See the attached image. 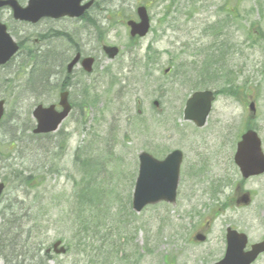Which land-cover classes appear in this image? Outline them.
<instances>
[{
  "label": "rangeland",
  "instance_id": "374dc122",
  "mask_svg": "<svg viewBox=\"0 0 264 264\" xmlns=\"http://www.w3.org/2000/svg\"><path fill=\"white\" fill-rule=\"evenodd\" d=\"M122 3L114 0L108 5L112 12L104 23L108 33L92 40L91 50L97 56L94 74L72 76V114L52 135H32L31 112L37 105L57 103L54 87L60 79L50 78V88L44 91L26 76L35 61H17L0 69V99L6 101V117L0 125V182L6 187L0 201V264H196L202 257L205 264L219 257L227 226L237 227L252 242L263 236L264 177L246 185L255 195L250 208L236 211L230 203L234 183L229 180L235 170L229 149L239 131L234 125L227 128L229 118L234 114L238 118L237 109H226L230 97L219 96L202 129L183 120L182 112L195 89H235L244 78H251L263 93L264 104V0ZM141 3L148 5L151 32L131 49L123 22L133 18L135 6ZM215 22L223 23L222 39L228 43L220 50L225 77L232 80V84L227 80V88L218 75L209 79L199 66L188 65L194 54L215 55L212 40L218 36L206 29ZM248 30L254 44L245 43L243 51L240 46ZM97 41L118 47L119 57L109 61L102 56ZM198 41L203 47L195 46ZM148 46L156 53V61L149 65L143 59ZM166 69H170L167 74ZM220 69L216 66L208 72L212 75ZM108 70L111 74L106 75ZM115 79L122 81L121 86H115ZM83 84L89 88L85 94ZM139 99L140 117L135 110ZM155 100L163 108L161 115L152 107ZM175 149L184 152L176 205L158 204L136 214L131 210V194L139 153L161 159ZM205 163L208 178L197 180L192 170ZM32 174L34 187L22 186ZM208 180L224 186L220 202L225 200L229 207H223L221 215L205 193ZM11 214L17 221L8 225L5 218ZM79 223L87 228L85 239ZM201 226L207 228L208 242L194 245L190 238ZM59 239L68 253L45 258L43 253Z\"/></svg>",
  "mask_w": 264,
  "mask_h": 264
},
{
  "label": "flooded vegetation",
  "instance_id": "af4514ba",
  "mask_svg": "<svg viewBox=\"0 0 264 264\" xmlns=\"http://www.w3.org/2000/svg\"><path fill=\"white\" fill-rule=\"evenodd\" d=\"M14 1L23 9L29 2V0ZM90 1H93V4L83 17L80 19H58V21H53L54 26L46 25L50 22L45 20L37 21L36 24L17 21L13 18L11 9L8 7L0 9V21L6 23L9 35L16 40L20 49L18 56L23 57V60H38L49 58V56L69 59L77 54L81 57L83 55L91 57L94 53H90L89 49L93 43L87 32L92 27L93 29L99 27L103 32L104 14L106 13L103 3L106 0H86L88 3ZM86 50L87 52H85ZM65 84L66 81L63 85ZM261 95L262 93H255L253 97L248 98L245 106L249 109L252 106L248 111L249 115L245 114V106H242V118L236 124L241 127V131L253 130L258 136L264 135V104H260ZM239 196L240 194L237 192L235 204L238 203ZM224 253L225 251L222 252L219 260L223 258Z\"/></svg>",
  "mask_w": 264,
  "mask_h": 264
},
{
  "label": "water",
  "instance_id": "95a60500",
  "mask_svg": "<svg viewBox=\"0 0 264 264\" xmlns=\"http://www.w3.org/2000/svg\"><path fill=\"white\" fill-rule=\"evenodd\" d=\"M140 27L141 26H138L132 34L134 35V33H139L140 36H144L147 33L146 22L142 25V29ZM109 51L111 57H114L116 49H111ZM2 57L3 56L0 55V64L4 63L7 59L6 57L3 62V60H1ZM203 97L204 96L201 94H194V97L187 103L188 108L185 112V118L192 119L194 121H199L201 118L198 124H200L201 121H204V114H202L199 118L195 112H191L193 110L195 111L196 109L201 110L204 108L203 106H195V104L198 103V100L202 102ZM60 102V105L63 107V110L60 114L56 113L53 107L49 109H42L40 107L34 112L35 117L38 120V129L35 131V133H50L58 128L62 120L69 114L68 112L70 110L65 97L62 96ZM2 106L3 105L0 102V119L2 117ZM204 113H206V111ZM139 161V177L136 181L132 198L133 209L139 212L147 204H155L159 201L173 202L175 200V192H168L165 160L162 163H157L146 154H142L139 158ZM249 173H251V171H249ZM249 173L247 175H249ZM2 187L3 186L0 185V192ZM58 244L59 243L55 245V249L57 248ZM57 252L64 253V250L61 249Z\"/></svg>",
  "mask_w": 264,
  "mask_h": 264
},
{
  "label": "trees",
  "instance_id": "16d2710c",
  "mask_svg": "<svg viewBox=\"0 0 264 264\" xmlns=\"http://www.w3.org/2000/svg\"><path fill=\"white\" fill-rule=\"evenodd\" d=\"M80 226H81V224H80ZM80 232H84L83 230H81Z\"/></svg>",
  "mask_w": 264,
  "mask_h": 264
}]
</instances>
